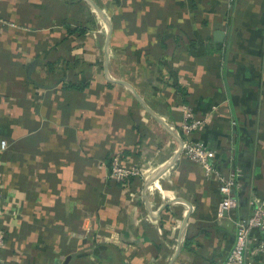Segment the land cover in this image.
<instances>
[{"label": "crops", "instance_id": "0c3cea01", "mask_svg": "<svg viewBox=\"0 0 264 264\" xmlns=\"http://www.w3.org/2000/svg\"><path fill=\"white\" fill-rule=\"evenodd\" d=\"M90 1L0 0V264H220L264 199V0ZM180 140L238 170L222 218Z\"/></svg>", "mask_w": 264, "mask_h": 264}, {"label": "built area", "instance_id": "2783aa9c", "mask_svg": "<svg viewBox=\"0 0 264 264\" xmlns=\"http://www.w3.org/2000/svg\"><path fill=\"white\" fill-rule=\"evenodd\" d=\"M233 3L234 0H230ZM182 130L189 133L200 127L203 120L186 119L191 117L187 108L184 109ZM7 142L0 140V153L6 148ZM179 155L194 161L202 170L205 178L213 179L218 183L221 199L218 202L216 215L222 218L226 212L237 207V200L233 194V188L237 184L238 170L225 176L213 163L215 152L205 146L201 141L187 140L182 143ZM109 176L119 182H125L128 178L143 177L146 171L140 166L126 163L121 155H112L110 160ZM4 234L0 232V249L4 246ZM264 254V199L256 201L249 216L240 218L235 222L234 241L231 249L220 264H246L247 254Z\"/></svg>", "mask_w": 264, "mask_h": 264}, {"label": "water", "instance_id": "95a60500", "mask_svg": "<svg viewBox=\"0 0 264 264\" xmlns=\"http://www.w3.org/2000/svg\"><path fill=\"white\" fill-rule=\"evenodd\" d=\"M85 1H87L96 11H97V13H99L100 14V9L93 3V2H91L90 0H85ZM106 22L108 23V21L106 20ZM214 40L215 41H221L222 39H223V33H222V31H219V30H216L215 32H214ZM34 66H35V62H32V63H30L29 64V66H28V72L29 71H31L33 68H34ZM116 81H118V80H116ZM118 82H120V83H122V84H125V82H123V81H118ZM135 94V96H136V98L139 100V102L144 106V108L147 110V111H149L151 114H153V116H155L154 115V113L148 108V106L143 102V100L136 94V93H134ZM157 120H159L157 117H155ZM159 122L161 123V124H163L164 126H166L167 128H169V126L167 125V123H165V122H162V121H160L159 120ZM180 145H179V148H178V150H177V152L175 153V155H174V157L172 158V160H170V164L173 162V161H175L174 159H176L177 157H178V155H179V153H180V150H181V146H182V142H181V140H180V143H179ZM161 171V170H160ZM149 183V182H148ZM147 184V183H146ZM185 221V220H184ZM67 262H68V259H66L65 260V262H64V264H67Z\"/></svg>", "mask_w": 264, "mask_h": 264}, {"label": "trees", "instance_id": "16d2710c", "mask_svg": "<svg viewBox=\"0 0 264 264\" xmlns=\"http://www.w3.org/2000/svg\"><path fill=\"white\" fill-rule=\"evenodd\" d=\"M76 29H77V28H76ZM83 31H84V28L79 27L78 32H79V33H82ZM76 86H77V85H75V87H76ZM178 90H179V92H181V93L183 92V89H182V88H179ZM178 90H177V91H178ZM109 163H110V162H109ZM130 179H131V178H128L126 181H128V180H130ZM188 242H189V237L187 236V237H186L185 245H187Z\"/></svg>", "mask_w": 264, "mask_h": 264}, {"label": "rangeland", "instance_id": "374dc122", "mask_svg": "<svg viewBox=\"0 0 264 264\" xmlns=\"http://www.w3.org/2000/svg\"><path fill=\"white\" fill-rule=\"evenodd\" d=\"M139 178H140L141 180H144V178H143V177H141V176H140ZM146 185H147V186H146V189H145V190L147 191V190H148V188H150V186H149L148 184H146Z\"/></svg>", "mask_w": 264, "mask_h": 264}]
</instances>
